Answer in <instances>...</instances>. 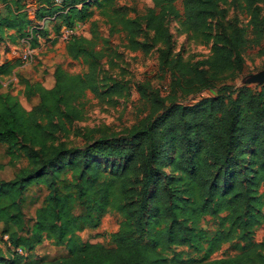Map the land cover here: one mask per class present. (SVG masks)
Here are the masks:
<instances>
[{"label":"trees","instance_id":"obj_1","mask_svg":"<svg viewBox=\"0 0 264 264\" xmlns=\"http://www.w3.org/2000/svg\"><path fill=\"white\" fill-rule=\"evenodd\" d=\"M0 1L5 11L0 14V32L33 36L28 34L32 24L27 0ZM88 1L63 0L59 8L49 0L37 3L39 13L48 12L58 20L64 16L66 26L74 27L76 22L90 20L88 9L94 2ZM177 2L150 0L143 17L120 14V27L115 22L108 38L101 35L97 23L91 24L89 37L71 36L68 56L84 59L88 71L72 75L57 66L49 72L48 85L25 83L26 100L31 103L38 98V104L27 108L20 100L0 94V145L7 147L11 161L25 152L31 163L13 180L0 178V224L18 229L9 236L14 255L7 260L0 257V264H24L26 258L17 250L32 252L45 240L65 247L68 255L37 264H180L184 253L176 251L177 247L203 253L197 264H264V241L254 240L255 233L264 229V85L239 91L219 88L215 74L233 65L238 72L243 68L241 54L232 52L229 41L215 44L211 59L185 63L174 56L165 28L168 18H180L187 30L200 32L219 11L220 0H182V14ZM256 10L250 31L234 26L233 39L241 51L260 45L264 51V25ZM118 32L125 35L132 50L144 53H150L163 36L160 69L170 76L172 92L219 88L217 95L194 105L171 103L167 107L160 91L149 84L141 91L146 115L127 137L106 136L93 129L83 135L84 147L54 145L56 135L67 134L80 118L79 106L88 93L103 98L118 88L113 85L104 92L100 85L102 61ZM147 33L155 34L152 45ZM22 66L21 59L15 64L5 60L0 63V74ZM166 161L181 175L165 173ZM105 163L114 164L108 173ZM3 168L0 162V171ZM35 183L43 184L48 194L36 211L34 224L27 228L21 202ZM77 205L84 208L79 216L74 214ZM111 210L124 214L126 221L109 235L110 245L82 241L78 233L98 228ZM210 222L212 228L202 225ZM224 244H232L237 254L210 259ZM165 252L173 253L172 257Z\"/></svg>","mask_w":264,"mask_h":264},{"label":"rangeland","instance_id":"obj_2","mask_svg":"<svg viewBox=\"0 0 264 264\" xmlns=\"http://www.w3.org/2000/svg\"><path fill=\"white\" fill-rule=\"evenodd\" d=\"M49 1L51 5L53 3L58 8L62 7V5H57L54 0ZM88 2H92V0ZM93 2L94 5L88 9L92 13L90 20L86 23L76 22L74 27H68L66 26L68 23L64 22V16L58 20L57 16L48 12L39 13L37 1L27 0V15L32 24V27L28 29V34L36 35L37 43L34 46L33 38L35 37H19L13 30L3 29V33L0 32V37H2L0 39V63L11 60L15 64L17 60H22L26 51L30 50L32 52V58L28 62H23L22 67L0 74V94L10 95L20 100L27 108L38 104V98H34L31 103L26 100L24 96L26 92L25 83L48 85L46 80L50 74L49 72L54 71L57 66L72 75H82L88 71V64L84 59L74 60L68 56L66 48L69 38L62 37L64 31L73 30L74 35L85 34L86 37H89L91 24L97 23L101 35L108 38L109 30L115 22L116 26L120 27L117 20L120 14L125 15L126 18L143 17L147 7L151 5L150 0H93ZM176 6L182 14V0H178ZM254 7L257 8L256 15L258 19L264 25V0H220L219 11L209 19L206 28L200 32L187 30L182 25L180 18H168L165 28L171 36L173 55H179L185 63H195L211 59L213 57V46L215 44L222 45L223 41H229L232 52L241 54L243 68L238 72L233 65L227 71L215 74L219 88L228 86L232 87L233 91H239L243 87L254 89L261 86L248 83V79L251 75L264 70V51H261L263 45L253 48L248 47L241 51L239 44L233 39L235 25L244 30H251V15ZM3 10L4 8L0 10V14H4L5 11L3 12ZM37 30L44 31V34L33 33ZM58 32L60 35L57 37L55 33ZM14 36L18 37L15 38ZM152 36L154 37L155 34H146V38L151 45L153 44ZM162 41L163 36L159 38L158 43L154 44L150 53H144L141 50H132L123 33L114 34L109 44V50L111 51L102 61L100 85L104 92L113 85L116 87L118 85V88L110 89V93L103 98H96L88 93L79 106L81 109L80 118L69 126L67 134H57L52 143L54 145L65 143L72 147H84L86 141L83 135L93 129L99 130L100 134L106 136L127 137L137 121L146 115V102L141 99V91L142 87L149 84L160 91L161 96L166 100L167 107L171 103L185 106L194 105L204 99L215 97L219 88L193 91L191 93H188V91H171L170 76L164 74L160 69L159 49L163 45ZM57 42H60L59 45L65 46L64 53L58 52L61 51L60 47L53 48L57 45ZM16 72L18 77L20 76L19 78L15 76ZM1 103L2 99H0V106ZM173 155L171 153L168 158L169 161L173 159ZM0 162L4 165V168L0 171V178L5 181L13 180L21 169L31 167L30 160L25 152H20L11 161V155L4 145H0ZM104 165L108 173L114 164L105 163ZM162 169L165 173L174 177L181 175V171H175L174 166H171L167 161ZM132 185L137 189L139 188L137 180H133ZM47 194L48 190L40 183L31 185L24 193L21 203L27 228H31L34 224L36 211L42 206ZM83 211L84 208L77 205L74 214L79 216ZM125 221L124 214L111 210L102 217L98 228L84 229L78 233V236L84 242L92 240L110 245L109 235L117 232ZM202 225L212 228V222L207 225L202 223ZM17 231L18 229L15 226L0 224V257L7 260L14 255L13 249H10L9 246V236ZM254 240L258 243L264 241V229L255 233ZM176 251L184 253L180 264H197L198 260L204 255L203 253L197 255L187 247H177ZM172 254L171 252H165V256L169 259ZM236 254L232 244H224L210 255V259L228 258ZM67 255L68 250L65 247L55 246L52 241L45 240L34 251L26 252L23 256L26 258L24 264H37L41 261L62 259Z\"/></svg>","mask_w":264,"mask_h":264},{"label":"built area","instance_id":"obj_3","mask_svg":"<svg viewBox=\"0 0 264 264\" xmlns=\"http://www.w3.org/2000/svg\"><path fill=\"white\" fill-rule=\"evenodd\" d=\"M54 2L57 5H62L63 0H54ZM74 34L75 33H74L73 30H68V31H64L62 33V37L65 38V39H68L71 36H73ZM31 58H32V52L30 50H28V51H26V53H24V55L22 57V60H23V62H28ZM17 253L20 254V255H25V252L22 249H18Z\"/></svg>","mask_w":264,"mask_h":264},{"label":"water","instance_id":"obj_4","mask_svg":"<svg viewBox=\"0 0 264 264\" xmlns=\"http://www.w3.org/2000/svg\"><path fill=\"white\" fill-rule=\"evenodd\" d=\"M248 83L264 85V70L249 77Z\"/></svg>","mask_w":264,"mask_h":264},{"label":"crops","instance_id":"obj_5","mask_svg":"<svg viewBox=\"0 0 264 264\" xmlns=\"http://www.w3.org/2000/svg\"><path fill=\"white\" fill-rule=\"evenodd\" d=\"M31 1H33V0H31ZM34 1H37V0H34ZM3 4L1 3V1H0V10L3 8ZM60 44V42L58 43L57 42V45L55 46V47H53L54 49H56V48H58V47H60L61 48V51H58V52H63L64 53V50H65V46L64 45H59ZM59 45V46H58ZM55 51V50H54ZM53 51V52H54ZM55 54V53H54Z\"/></svg>","mask_w":264,"mask_h":264}]
</instances>
